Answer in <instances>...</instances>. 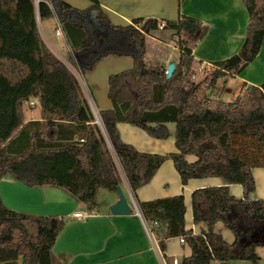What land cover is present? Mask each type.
<instances>
[{
    "label": "trees",
    "instance_id": "obj_1",
    "mask_svg": "<svg viewBox=\"0 0 264 264\" xmlns=\"http://www.w3.org/2000/svg\"><path fill=\"white\" fill-rule=\"evenodd\" d=\"M244 2L249 22L243 47L215 62L212 74L204 68V84L195 88L193 82L186 91L184 81L202 65L188 46L205 33L194 18H140L135 24L117 26L98 5L81 10L64 0H0V180L9 174L30 186L62 187L94 209L98 190H116L121 182L111 147L133 194L165 160L161 154L140 152L122 141L118 123L129 122L167 138L165 124L174 122L179 152L168 157L174 160L183 183L221 177L227 184L193 193L195 220L208 223V230L196 237L186 229L183 195L137 200L161 249L165 250V239L183 236L193 252L182 264L257 259L256 247L264 245V200L251 198L256 188L252 168L264 167V83L249 86L234 101L209 95L218 79L239 74L262 47L264 0ZM54 16L81 72L108 55L134 58L132 69L109 78L114 107L100 112L102 126L77 76L42 37L39 21ZM164 30L175 38V44L183 41L176 46L179 59L169 62L176 64L171 77L166 73L169 64L145 61L147 36ZM32 98L39 99L43 120L25 124L24 104ZM187 155L198 159L189 162ZM232 183L243 185V201L230 195L228 184ZM200 197L207 201L210 216L199 213ZM217 221L235 231L234 244L225 245L215 234ZM65 224V217L10 209L0 196V264H54L53 247Z\"/></svg>",
    "mask_w": 264,
    "mask_h": 264
},
{
    "label": "crops",
    "instance_id": "obj_2",
    "mask_svg": "<svg viewBox=\"0 0 264 264\" xmlns=\"http://www.w3.org/2000/svg\"><path fill=\"white\" fill-rule=\"evenodd\" d=\"M64 1L81 10L98 5L110 22L117 26L135 24L134 20L140 18H156L160 21H176L184 16L194 18L205 28V33L198 40H190L188 46L192 49L193 57L201 61L204 66H212L215 62L237 54L246 41L249 12L244 0ZM47 20H51V23L46 22ZM39 24L42 37L50 50L77 76L94 112L96 122L100 124V112L114 107L109 97L110 76L132 69L135 64L134 58L128 55H108L100 59L91 70L83 73L72 60L74 53L59 19L54 16L40 20ZM168 37L169 33L165 30L158 36H147L146 62L168 65L172 59H179V48L170 43ZM172 50L176 52H171ZM249 64L239 74L220 79L226 83L228 79H238L243 84L241 94L251 85L264 83V40L260 52ZM214 87L209 91L210 97L219 99L221 90L218 91V83ZM212 91H215L214 94L217 92L216 96ZM24 119L25 124L42 121V109L38 115L29 117L24 113ZM165 125L169 130L167 138L153 136L145 129L129 122H120L117 125L120 138L125 143L134 146L140 152L165 156L164 162L151 180L133 194L117 155L113 154L121 179L120 186L132 208L131 214H112L111 206L119 200L117 190H108L110 192L107 199L102 204L97 202V206L90 209L87 203L73 196L65 188L52 185L30 186L9 174L0 180L1 199L8 208L19 212L66 218V224L53 247L54 264H173L174 258H178L182 264L185 258L192 255L193 251L189 243L182 242L179 236L170 237L165 239V250H162L156 235L146 229V220L142 214L140 216L132 207V198L134 197L135 201H149L183 195L186 205V229L193 231L200 225H206L208 230V223L205 220H195L193 193L199 189L220 187L227 183L221 177H204L192 178L184 184L174 160L168 157L171 153L179 152L175 137L177 125L174 122ZM186 159L194 162L198 157L187 155ZM252 173L256 188L251 198L259 200L256 199V193H264V167H253ZM228 187L230 193L237 187L242 188L245 196L243 185L232 183L228 184ZM197 206L201 215L210 216L209 205L204 198H198ZM80 211L90 212L91 216L87 219L75 217L74 213ZM218 224L223 225L225 229H231L224 221H217L215 226ZM200 232H205L204 228H200ZM256 254L258 258L253 260L212 261L211 264H264V245L256 247Z\"/></svg>",
    "mask_w": 264,
    "mask_h": 264
},
{
    "label": "rangeland",
    "instance_id": "obj_3",
    "mask_svg": "<svg viewBox=\"0 0 264 264\" xmlns=\"http://www.w3.org/2000/svg\"><path fill=\"white\" fill-rule=\"evenodd\" d=\"M46 22L51 23V20L50 21L47 20ZM46 34H48V33H46ZM167 39L170 43L175 44L174 43L175 38L171 37V35ZM181 42H183V41H176L175 46H180ZM171 52H176V51L172 50ZM173 57H175V54L173 55ZM209 67H211V69H209ZM246 67L244 69H246ZM204 68L209 70L208 73L212 74L217 67H212V66H207V65L202 66V68H201L202 70H200V72H195V73H191L192 75H188V77L186 78V80L183 83L184 90L187 91V90H190L192 88V83H193L192 79L195 80V83H196L195 88H197V85L199 86V84L202 82H203L202 84H204V81H203L204 80V78H203V69ZM193 74H196L199 76H197L196 78H193ZM228 80H229L228 83H226L223 79H219V81L217 82L218 86H219L218 91L221 90L218 98L221 100H224V101H234L237 99V97L239 95H241V89L243 88V84L238 79H228ZM213 88H215V87H213ZM213 88H212V90H213ZM214 92L215 91H212L213 95L217 94V92L215 94H214ZM210 98H212V96ZM212 99H214V97ZM32 103H34L35 105L31 106ZM39 112H41V105H40L39 101H37L35 98H32L30 101H28L24 104V113H25L26 117H29L30 115H34V114L38 115ZM111 151L113 154H115L113 147H111ZM109 192L110 191H108L105 188H100L98 190L97 197H96V201L98 202V204H102L103 201H105V199H107ZM133 198H132V200H133ZM136 202H137V200H136Z\"/></svg>",
    "mask_w": 264,
    "mask_h": 264
},
{
    "label": "clouds",
    "instance_id": "obj_4",
    "mask_svg": "<svg viewBox=\"0 0 264 264\" xmlns=\"http://www.w3.org/2000/svg\"><path fill=\"white\" fill-rule=\"evenodd\" d=\"M230 195H232L236 201L244 200L242 188L237 187L233 189ZM256 199L264 200V193L257 192ZM200 228H204V230L207 231L206 225H200V227H197L192 231L193 237L199 236L201 234ZM213 231L225 245H232L237 239L235 231L231 229H225L223 225H216Z\"/></svg>",
    "mask_w": 264,
    "mask_h": 264
},
{
    "label": "water",
    "instance_id": "obj_5",
    "mask_svg": "<svg viewBox=\"0 0 264 264\" xmlns=\"http://www.w3.org/2000/svg\"><path fill=\"white\" fill-rule=\"evenodd\" d=\"M176 64L171 63L169 64L167 68V75L168 77H171L174 73ZM98 122V121H97ZM117 192L119 195V200L114 205L111 206V212L114 215H127L132 213V208L130 206V203L128 201V198L126 194L124 193L122 187L119 185L117 186Z\"/></svg>",
    "mask_w": 264,
    "mask_h": 264
},
{
    "label": "built area",
    "instance_id": "obj_6",
    "mask_svg": "<svg viewBox=\"0 0 264 264\" xmlns=\"http://www.w3.org/2000/svg\"><path fill=\"white\" fill-rule=\"evenodd\" d=\"M37 2H38V0H37ZM164 27V24H161V28H163ZM202 66H204V65H201L199 68H198V72H200V70H202L201 68H202ZM204 70V69H203ZM190 75H192V74H190ZM197 76H199V75H196V74H193V78H196ZM192 81L193 82H195V80H193L192 79ZM35 104L34 103H32L31 104V106H34ZM100 124H101V122H100ZM81 141H84V139H81ZM132 207L137 211V213L141 216V212H140V210H139V206H138V202H136L135 200H132ZM74 216L75 217H78V218H82V219H87V218H89L90 216H91V213L90 212H76V213H74ZM146 225V229L147 230H149L150 232H152V228H151V226H150V224L146 221V223H145ZM155 225H157V222H155ZM153 233V232H152ZM180 240L182 241V242H186V239L182 236L181 238H180ZM173 264H180V261H179V259L178 258H174L173 259Z\"/></svg>",
    "mask_w": 264,
    "mask_h": 264
}]
</instances>
